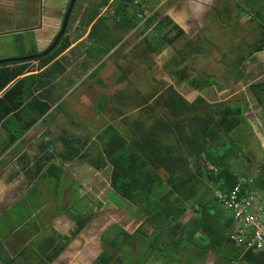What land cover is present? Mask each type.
I'll use <instances>...</instances> for the list:
<instances>
[{
	"label": "trees",
	"instance_id": "16d2710c",
	"mask_svg": "<svg viewBox=\"0 0 264 264\" xmlns=\"http://www.w3.org/2000/svg\"><path fill=\"white\" fill-rule=\"evenodd\" d=\"M151 1L101 0L93 4L88 19L83 22L85 30L94 23L89 38L70 53L60 58L74 43L68 35L69 28L52 53L37 59L0 63V126L4 131L3 140L6 141L0 156L11 147L16 151L25 133L42 118L47 120L51 116L53 104L60 99L56 93L57 81L68 71V63L73 62V56L79 57L81 49L84 50V59L77 74H81L82 78L112 51H120L126 34L122 28L128 32L138 28L145 35V52L153 54L163 52L166 44H174L186 35L179 22L169 17L162 18L154 6L150 8ZM261 2L244 0L238 3V7L240 12L248 10L251 18L258 19L264 29V12L257 8ZM106 7L108 14L103 13ZM222 14L220 11L219 15ZM205 37H200V41L194 45L189 43L179 52L183 54L170 61L173 66L170 71L175 77L191 86L201 81L212 84L208 77L203 76L205 73L195 75L188 70L190 52L205 53L202 40L209 41ZM263 49L264 33L254 42L252 51ZM45 50H39L35 44L19 57L25 54L40 55ZM37 61L39 63L33 68V62ZM99 69L96 68L90 77H96ZM70 84L74 86L76 82L72 80ZM250 88L264 115V81L253 83ZM198 102H190L174 85H170L163 93H151L145 107L136 115L124 118L123 124L127 128L124 132L116 124H109L99 131L97 144L100 148L95 147V153L99 155L100 167L108 163L113 166L116 190L137 207L136 214L144 222L135 232L117 224L111 226L109 232H112L113 239L110 243L117 251L105 250L94 264H151L154 259L158 264H179L181 253L191 254L197 261L224 243L228 229L220 224L223 214L219 210L215 191L229 190L239 178H251L244 166L240 176L236 172L237 167H234L235 164L241 165V161L247 164L251 162L244 150L248 142L243 134V108L240 103L210 102L204 97ZM103 109L104 101L101 100L99 111ZM22 113L28 116L20 117ZM64 140L73 149L70 158L75 155L74 149L76 154L81 152L71 140ZM41 147L50 152L40 156L41 159L37 161V179L39 176L45 178V173H50L56 175L57 182H60V171L63 170L53 163V142L42 143ZM86 155L83 153L79 156ZM48 162L49 169L43 171ZM263 181L261 179L258 183L255 180L253 183L264 192V185L260 187ZM59 193L61 188L58 186L56 194ZM121 199L118 197L116 203L122 204ZM190 210L194 214L191 215ZM28 219L22 227H28ZM232 222L230 220L228 223ZM86 223L79 221L72 235L54 234L36 251L35 262L28 261V264H53L80 236L87 227ZM202 230L207 232L206 237L199 236ZM164 233L167 234L165 238ZM133 244L140 246V249L135 250ZM2 247L0 240V264H16L17 257L6 256ZM23 251H28L32 256V248L23 247L19 254ZM261 254L264 258V253ZM189 263L194 264L193 260Z\"/></svg>",
	"mask_w": 264,
	"mask_h": 264
},
{
	"label": "rangeland",
	"instance_id": "374dc122",
	"mask_svg": "<svg viewBox=\"0 0 264 264\" xmlns=\"http://www.w3.org/2000/svg\"><path fill=\"white\" fill-rule=\"evenodd\" d=\"M99 1L101 0L79 1L74 11L76 14L74 21L70 23L73 40L78 41L88 34L80 20L89 6ZM243 1L214 0L211 3L209 0H188L190 12L196 17L192 19L193 25L191 24L190 29L192 35L187 30L181 40L171 45L166 44L164 51L160 53L145 52L144 49L147 48L145 35L140 33L138 28L130 32L122 28L126 34L120 44V51L118 53L112 51L104 61L98 65L96 63L92 70L99 67V74L92 79L85 78L92 70L86 72L82 78L81 74H77L84 59V50H80L79 57L73 56V62L68 63V71L58 82L63 88L56 89V93L63 96L62 100L67 102L65 108L55 109L56 104H53L51 111L53 115L32 126L23 136L22 147L18 145L16 151L8 152L0 160V240L3 242L2 248L6 256L17 257L16 264L35 262L36 251H39L54 234L59 232L72 235L79 221H87V227L80 236L53 264H94L105 250L117 251L110 243L113 239L112 232H109L111 226L117 224L130 232H135L141 226L144 219L139 217V221L131 214V212L136 214L137 207L111 189L114 183L113 166L110 163L97 174L94 169L86 166L83 174L68 169L66 174L62 175L72 178L76 185L79 184L77 190L81 195L76 194L72 184L62 187V182L61 193L56 194L55 183L58 182L50 173H45L47 174L45 178L39 176L37 179V161L41 157L38 160L37 158L42 153L46 155L50 151L38 145L43 136L33 133L41 131L42 134H49L51 136L49 138L54 140L55 154L70 148V145H67L63 138L59 139V136L69 139V136L78 138L81 135L88 141L79 148L82 150L91 148L94 151L97 144L95 139L103 127L116 124L124 132L127 129L123 124L124 118L136 115L144 107L151 93L156 91L163 93L170 85H174L190 102L200 103L201 97H204L210 102L240 103L245 119L244 139L248 142L244 150L251 162L247 164L241 161V165L235 164L234 167H237L236 172L239 176L243 174L244 169L242 172L241 169L244 166L253 181L257 180L259 183L264 179V115L256 104L257 100L250 88L251 84L264 81V49L259 52L252 51L254 42L261 37L264 29L258 19L251 18L252 14H249L248 10L240 12L238 3ZM176 2L178 0L173 2L160 0L151 1L149 5L150 8L154 6L162 14H168ZM13 5L16 8H13ZM17 6L21 9H17ZM257 8L264 12V0ZM50 10L54 15H61L59 24L54 18L47 19L45 24L39 21V18L30 21L29 18L32 17L30 15L38 13V9L29 10L20 3L15 5V0H0V20H13L7 25H0L2 27L0 31L3 30L0 33V60L17 58L24 51L28 52L33 45L38 44L36 39L41 50L49 48L60 31L64 15V12L57 9ZM47 11L46 9L45 12ZM220 11L223 12L222 15H219ZM103 13L108 14L107 7ZM199 16L202 18H197ZM195 19L202 26L196 23ZM27 21L30 22L24 25ZM22 28L26 31L16 32ZM22 35L26 37L27 43L21 40ZM80 35L83 37H79ZM203 36L209 40H202L204 42L202 49L205 48V53L190 52L188 63L191 68L188 70L195 75L205 73L203 76L208 77L212 84L201 81L191 86L179 80L170 71L173 67L170 60L183 54L179 52L189 43L194 45ZM38 63L33 62L35 66L33 68H36ZM122 69L126 73L129 72L127 74L131 81L119 85L118 80L124 73ZM28 74L30 73L25 75ZM72 80L76 82L75 86H79L75 94L72 92L76 87L68 86ZM118 95L122 99V104L117 100ZM101 100L104 101V109L99 111ZM27 116V113H22L20 117ZM2 129L0 126V151L6 144ZM46 140L44 138V141ZM76 141L79 146L83 144L79 140ZM6 150L2 155L7 152ZM58 158L60 159V157L56 159ZM47 166L49 162L44 165V169ZM31 169L33 170L30 172ZM85 183H88V187ZM261 185H264V181L260 187ZM34 193L37 198H34ZM114 197L122 198L120 201L122 204H117ZM219 210L224 215L232 214L221 204ZM190 213L194 214L193 210H190ZM188 218L187 216L186 219ZM27 219L28 227H22ZM166 236L164 233L163 237ZM26 246L33 249L32 256L28 251L19 254L20 249ZM132 247L135 250L140 249V246L135 244ZM151 264L158 263L154 259Z\"/></svg>",
	"mask_w": 264,
	"mask_h": 264
},
{
	"label": "crops",
	"instance_id": "0c3cea01",
	"mask_svg": "<svg viewBox=\"0 0 264 264\" xmlns=\"http://www.w3.org/2000/svg\"><path fill=\"white\" fill-rule=\"evenodd\" d=\"M152 1L159 2L160 0H152ZM209 1H211V3H212L214 0H209ZM19 3H20V5L22 7L28 8L29 10L38 9V13H33L32 15H30L32 17H30L29 19H30V21H35V18H39V21H42L43 24H45L47 22V19L50 20L51 18H54L58 24H59V21H61V15L60 14H56V15L52 14L50 9H57L59 11L64 12V15L62 17L63 18L62 25H61V27L59 29L60 30L59 33H60L62 31V28H63V24H64L66 13L69 10V8H68L69 3L71 5V0H18V1L15 0V5L16 4L18 5ZM92 6H93V4L91 6H89L88 9L86 10V12L83 14L82 19L80 20V23L82 25H84L83 22L88 19L90 8ZM77 7L78 6L76 5L74 11L77 9ZM13 8H16V7L13 5ZM18 8L21 9L20 7L17 6V9ZM46 9L48 10L47 12H45ZM154 10L156 11L157 9L154 8ZM86 13H87V15H86ZM35 15H39V17H34ZM72 16H73V19L71 17L72 21H70V23H73L76 14L73 12ZM178 16H181V17H178ZM167 17L173 19L176 22H179V24H181V26L185 29V31L188 30V33H190L192 35V32L190 31V29L192 28L191 24L193 25L192 19L196 18V17L190 12L188 0H178V2H176L175 5H173L170 8V10L168 11V14H166V13L162 14V18H167ZM197 18H202V17L199 16ZM195 20H196V23H199V21L197 19H195ZM11 21H13V20H10V21L0 20V25H7V24L11 23ZM30 21L25 22L24 25H26ZM202 24L204 25V22H202ZM93 25H94V23H92L90 26H88V30H85L86 33L88 32V34L85 33L86 34V35H84L85 37H83L82 35L79 36V37H83V39H79L78 41L74 40V43L69 47V49H67L60 56V58L63 55L70 53L75 47H78L79 44H81L87 38H89V35H90V33L92 31V28H93ZM199 25H201V24L199 23ZM70 26H71V24H69L68 29L70 28V31H71V27ZM38 27H40V26H38ZM0 29H2L1 26H0ZM2 31H0V33H2ZM70 31H69L68 35H70L71 38H72V34L70 33ZM7 32H10V31H7ZM16 32H21V30L19 29ZM21 40L24 43H27V39H26V37L24 35H22ZM72 40H73V38H72ZM36 42L38 43L37 45L39 47V50H41L42 48H41V46L39 44L38 39H36ZM26 53H27V50H26ZM91 72L87 76H85V78L92 79V77H90ZM125 73H123V75L119 78V80H123V78H125L126 75L128 77H130L128 74H125ZM59 79L57 81L56 89L58 87L63 88V86L58 84ZM68 86L70 88L76 87L73 90L72 94H75L77 92V90H78V87H79L77 85L76 86L75 85L72 86V85H70V83H68ZM62 98H63V96H60V99L58 100V102L55 103L56 104V108L55 109L65 108L67 102H66V100H62ZM52 115H53V113L51 114V116ZM44 120H45V118L42 119L41 121H44ZM33 134H41L43 136V137L40 138V140L38 142V145L40 147H41L42 143L54 142L53 139L49 138V137H51L49 134H46V133L42 134L41 131L39 133H38V131H35ZM98 135H99V133H98ZM31 137H32V135L30 136V138ZM44 138H46L47 140L44 141ZM62 138L64 139V138H67V137L59 136V139H62ZM23 139H24V137H22L20 139V144H19L20 147H22V140ZM70 139H71V141H72V143L74 145L78 146V148L79 147H83L84 143L86 141H88V140H85L84 137L81 136V135L78 138H71V136H69V140ZM98 139H99V137L97 136V138L95 139V143H97ZM76 140H79L83 144L79 146V144H78V142ZM95 146H96V149L100 148V147H98V144H96ZM79 149L81 150V152L78 153V154H76V150L74 149V154L75 155L72 158H70V151L73 150L72 148L64 150L63 152H61L59 154H55L53 163H56V165L60 168L59 170H63V171H60L61 172L60 173V175H61L60 182L55 183V180H54L55 186H57V187L59 186L60 187L61 186V182H62V187H66L67 185L72 184V189L77 192L76 194H80L81 195V192H79L77 190V187H78L79 184L76 185L72 178L70 179L69 177L68 178L62 177V175L66 174V171H68V169H73V171H79L80 173L83 174V173H85L86 166L94 169V171H96V174H97V172L103 171L107 167L108 164L106 166H101L100 167V163H99V159L100 158H99V155H97L95 153V150L93 151L91 148H88L87 150H82L81 148H79ZM13 150H14V147H11V148L7 149L6 150L7 152L4 153L0 157V160L2 159V157L4 155H6L8 152L13 151ZM101 151H103V150H101ZM20 153H22V152H20ZM83 153H87V155L84 156V157L83 156L80 157L79 155L83 154ZM40 156H43V153H42V155L38 156L37 160L39 159ZM57 157H60V159L59 158L56 159ZM47 167H49V166H47ZM47 167L45 169H43V171L46 170V169H49ZM112 169H113V179H112V181L114 183V187L112 186L113 188H111V189L114 190L115 192L119 193L116 190V188H115L116 187L115 186V169L114 168H112ZM73 174L74 173H72V175ZM54 176L56 177V180H57L58 177L56 175H54ZM85 184H86V186L88 185V183H85ZM259 192H260V194L262 196L260 198L264 202V197H263L264 194H263L262 191H259ZM35 193H34V198H37L38 196H36ZM114 198H115V202H117V197H114ZM131 214L134 215L132 217H135V219L136 218L139 219V216L137 214H134L132 212H131ZM230 220L233 221L232 214H227V215L223 214L222 222H220V224H223L228 229L227 230V236L225 237V240H224L223 244L218 245L217 247H214L212 250H210L207 253L206 256L200 258L197 261H196L195 256H193L191 254H186V253L183 254V253H181L180 254V259H179V262H180L179 264H190L189 261H191V260H193L194 264H261V263H264V258H263V255L261 254L262 252H258V251H255V250H248L245 247L237 244L231 238L230 232L232 231L234 226H233V224L228 223V222H230ZM139 221H140V219H139ZM142 225H143V223L141 224V226ZM207 235H208L207 232L204 231V230H202V232H199V236H201V237H206ZM184 259H186V260H184Z\"/></svg>",
	"mask_w": 264,
	"mask_h": 264
},
{
	"label": "built area",
	"instance_id": "2783aa9c",
	"mask_svg": "<svg viewBox=\"0 0 264 264\" xmlns=\"http://www.w3.org/2000/svg\"><path fill=\"white\" fill-rule=\"evenodd\" d=\"M252 183L251 178H239L230 190H216V196L233 215L231 238L248 250L264 253V202L255 194Z\"/></svg>",
	"mask_w": 264,
	"mask_h": 264
},
{
	"label": "water",
	"instance_id": "95a60500",
	"mask_svg": "<svg viewBox=\"0 0 264 264\" xmlns=\"http://www.w3.org/2000/svg\"><path fill=\"white\" fill-rule=\"evenodd\" d=\"M77 2H78V0H71V5L69 7L68 12L66 13L62 31L58 34V36L55 39V41L53 42V44L46 51H44V53H42L40 55H28V56H21V57H17V58L1 59L0 63L6 62L8 60L25 61V60H28V59L38 58L39 56L48 55V54L52 53L57 48V46L59 45L61 39L63 38V36L66 34V32L68 30V27H69V24H70V21H71V17H72V14L74 12V9H75V7L77 5Z\"/></svg>",
	"mask_w": 264,
	"mask_h": 264
},
{
	"label": "flooded vegetation",
	"instance_id": "af4514ba",
	"mask_svg": "<svg viewBox=\"0 0 264 264\" xmlns=\"http://www.w3.org/2000/svg\"><path fill=\"white\" fill-rule=\"evenodd\" d=\"M22 31H26V29L22 28V29H21V32H22ZM154 54H155V53H154ZM29 55H32V54H29ZM24 56H28V55L26 54V55H24ZM126 58H127V56H126ZM32 59H37V58H32ZM28 60H29V59H28ZM170 61H171V60H170ZM123 72H124V70H123ZM124 73H125V72H124ZM125 74H127V73H125ZM130 81H131L130 78L126 75V77L123 78V80H118V83H119V85H121V84H123V83H125V82H130ZM120 95H121V94H120ZM120 95L117 96V100H118V101L120 100L119 102H120V104H122V102H121L122 99L120 98ZM145 105H146V104H144V107H145ZM140 110H141V109H140ZM140 110H139V111H140Z\"/></svg>",
	"mask_w": 264,
	"mask_h": 264
},
{
	"label": "clouds",
	"instance_id": "9594fccd",
	"mask_svg": "<svg viewBox=\"0 0 264 264\" xmlns=\"http://www.w3.org/2000/svg\"><path fill=\"white\" fill-rule=\"evenodd\" d=\"M57 36H58V34H57ZM57 36H56V38H57ZM56 38H55V39H56ZM54 41H55V40H54ZM54 41H53V42H54ZM52 44H53V43H52ZM52 44H51V45H52ZM47 49H48V48H47ZM47 49H46V50H47ZM46 50H45V51H46ZM253 182H254V181H253ZM222 184H223V181H222ZM251 186H252V189L254 190L255 194L258 196V198L262 197L261 194H260V192H259V190L254 186V183H252ZM230 189H231V188H230ZM230 189H229V190H230ZM217 190H218V189H217ZM260 191H261V190H260ZM215 197L217 198V196H216V191H215ZM260 199H261V198H260ZM217 201H218V204H221V202H220V200H219L218 198H217ZM221 205H222V204H221ZM222 206H223V205H222ZM223 207H224V206H223ZM232 217H233V215H232ZM233 226H234V220H233ZM262 253H263V252H262Z\"/></svg>",
	"mask_w": 264,
	"mask_h": 264
}]
</instances>
